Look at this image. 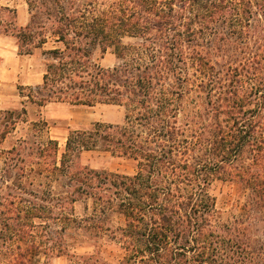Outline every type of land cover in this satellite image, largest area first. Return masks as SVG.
Instances as JSON below:
<instances>
[{"label": "trees", "instance_id": "trees-1", "mask_svg": "<svg viewBox=\"0 0 264 264\" xmlns=\"http://www.w3.org/2000/svg\"><path fill=\"white\" fill-rule=\"evenodd\" d=\"M26 1L25 25L0 4V34L44 58L42 81L20 86L23 104H116L125 116L70 128L62 150L38 120L0 151V264H111L71 251L99 250L108 235L125 251L117 264H264V0ZM110 48L119 61L104 66L97 53ZM27 112L0 111V145ZM85 151L136 171L93 168ZM217 180L247 192L241 215L223 220ZM79 200L92 201L81 218Z\"/></svg>", "mask_w": 264, "mask_h": 264}, {"label": "rangeland", "instance_id": "rangeland-1", "mask_svg": "<svg viewBox=\"0 0 264 264\" xmlns=\"http://www.w3.org/2000/svg\"><path fill=\"white\" fill-rule=\"evenodd\" d=\"M1 5H7L16 10L19 24L30 22V9L26 0H0ZM11 15V13H10ZM131 39L126 38L125 41ZM40 49L31 55L18 54L16 39L12 36L0 34V57L2 58L0 66V111L4 109H21L24 105L27 108L25 121H20L17 127L7 136L6 140L0 145L1 150H7L14 145H18L21 139L31 136L34 131L33 123L38 120H45L48 126L43 136L59 141L61 150L64 149L70 128H87L97 121L121 123L125 116L123 106L116 104H97L95 106H76L68 103H49L45 106L36 104H23L20 95V86L36 85L42 81L45 69L44 58ZM99 61L104 66H113L118 63V58L113 48L108 49L104 54L97 53ZM82 162L93 168L106 169L120 173H134L136 171V162L132 159L115 156L104 151H85L82 154ZM4 164V157L0 155V170ZM14 175L12 174L11 178ZM55 190L61 189V186L54 183ZM213 192L217 198V207L221 211L223 220H231L235 215L239 216L243 212V203L247 192L242 190L238 184L232 181L217 180L213 185ZM92 206L91 200H79L75 203L74 216L84 217L90 214ZM123 223V217L113 212L107 224L116 228ZM57 227L60 223H56ZM73 230L68 229V235ZM111 234V231H107ZM101 247L94 250L93 247H78L71 251L83 254L86 252H96L102 260L117 264L123 258L125 251L119 244L105 236L99 240ZM45 258L43 257L42 260ZM46 264H79L77 259L67 254L60 256H51ZM133 264H141L139 261Z\"/></svg>", "mask_w": 264, "mask_h": 264}]
</instances>
